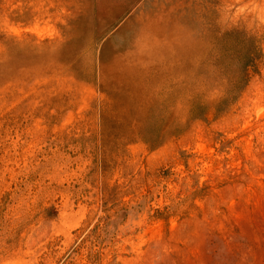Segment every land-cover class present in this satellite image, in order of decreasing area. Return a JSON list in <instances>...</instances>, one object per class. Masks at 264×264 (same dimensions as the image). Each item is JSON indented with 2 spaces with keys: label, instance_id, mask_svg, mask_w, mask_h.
I'll use <instances>...</instances> for the list:
<instances>
[{
  "label": "rangeland",
  "instance_id": "obj_1",
  "mask_svg": "<svg viewBox=\"0 0 264 264\" xmlns=\"http://www.w3.org/2000/svg\"><path fill=\"white\" fill-rule=\"evenodd\" d=\"M0 264H264V0H0Z\"/></svg>",
  "mask_w": 264,
  "mask_h": 264
}]
</instances>
